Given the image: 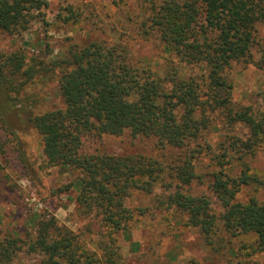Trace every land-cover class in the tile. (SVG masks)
I'll return each instance as SVG.
<instances>
[{
	"label": "trees",
	"instance_id": "trees-1",
	"mask_svg": "<svg viewBox=\"0 0 264 264\" xmlns=\"http://www.w3.org/2000/svg\"><path fill=\"white\" fill-rule=\"evenodd\" d=\"M47 4V0H0V30H25L31 20L43 18ZM66 9L63 19H75L74 10ZM148 9L150 26L164 51L186 64L204 65L206 78H180L172 61L162 76L139 70L122 45L108 46L96 40L71 43L67 55L50 64L51 70H58L63 108L21 113L17 120L38 133L48 165L80 172L75 198L79 211L94 215L108 233L130 227L132 214L126 198L135 188H153L162 180L165 168L141 154L82 152L81 129H94L98 135L128 132L132 137L154 136L159 147L182 149L183 158L168 166V176L176 184L166 195L167 203L200 230L211 248L215 237L222 238L217 233L224 232L230 237L252 234L254 250L264 251V200L257 196L238 198L243 186L259 180L246 169L237 177L225 170L233 158V147L244 154L264 141V111L233 102L232 85L224 75L231 61L247 59L257 44L255 24L264 22V0H161L158 4L151 1ZM23 63L24 58L16 54L6 58L0 70V95L12 99L10 93L17 90L9 75L21 71L26 78L22 85L34 74L46 71L41 62L25 68ZM261 66L264 69V60ZM5 109L2 105L0 113ZM214 113L222 114L224 125L239 123L248 128L246 139L234 138L228 145L222 144V152L215 156L209 188L222 209L216 217L210 214L208 199L179 188L193 179L194 162L201 154L188 145L202 135ZM138 179L143 180L138 183ZM214 221L219 226L215 227ZM34 226V233L27 238L18 234L0 238V264H11L23 247L28 252L41 251L42 264H113L115 260L109 250L101 257L87 252L72 232L56 225L53 216L37 218Z\"/></svg>",
	"mask_w": 264,
	"mask_h": 264
},
{
	"label": "rangeland",
	"instance_id": "rangeland-1",
	"mask_svg": "<svg viewBox=\"0 0 264 264\" xmlns=\"http://www.w3.org/2000/svg\"><path fill=\"white\" fill-rule=\"evenodd\" d=\"M151 1L158 4L161 0H47L43 18L38 16L31 20L25 30H0V70L5 67L6 58L14 54L24 58V68L41 62L46 70L34 74L22 85L20 82L26 78L21 71L9 75L18 91L10 93L12 99L4 93L0 95V110L2 105L6 108L0 113V238L15 234L27 238L29 233H34L37 218L53 216L56 225L72 232L87 252L100 257L105 250L113 252V264H264V251L254 250L252 234L230 237L219 232L222 238L215 237L214 248H211L200 230L188 224L186 216L167 203L166 195L176 184V180L168 176V166L183 158L182 149L168 145L159 147L154 136L132 137L128 132L98 135L94 129L80 130L82 152L141 154L158 160L165 168L162 180L153 188L131 191L125 200L132 214L130 227L110 234L94 215H83L79 211L75 198L80 172L67 166L48 165L38 133L17 120L21 113L63 108L58 70H51L50 64L65 57L71 43L83 45L96 40L108 46L122 45L139 70H151L162 76L174 63L180 78L190 75L206 78L204 65L186 64L164 51L156 30L150 26ZM66 8L74 10L75 19H63L68 14ZM255 30L257 44L252 46L250 57L231 61L224 75L232 85L233 102L264 111V69L261 66L264 22H257ZM208 123L202 135L188 145L201 154L194 162L193 179L179 188L184 193L208 199L210 214L216 217L222 209L209 188V173L216 167L215 156L222 152V144L228 145L234 138L246 139L248 128L239 123L224 125L220 113H214ZM231 153L233 158L225 165L231 177H237L246 169L259 180V183L243 186L238 198L257 196L264 200V141L244 154L234 147ZM213 225L219 226L216 221ZM23 248L11 264H42L41 251L28 252Z\"/></svg>",
	"mask_w": 264,
	"mask_h": 264
}]
</instances>
